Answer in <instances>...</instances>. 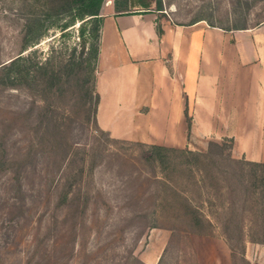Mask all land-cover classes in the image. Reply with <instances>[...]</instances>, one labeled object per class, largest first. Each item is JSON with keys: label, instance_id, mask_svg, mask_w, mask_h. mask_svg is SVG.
Returning <instances> with one entry per match:
<instances>
[{"label": "rangeland", "instance_id": "374dc122", "mask_svg": "<svg viewBox=\"0 0 264 264\" xmlns=\"http://www.w3.org/2000/svg\"><path fill=\"white\" fill-rule=\"evenodd\" d=\"M159 2L161 10L154 9L155 1L151 8L164 20L221 28L228 54L234 52L232 29L264 22V0ZM113 4L114 0H101L100 10L108 11ZM136 7L129 5L128 10ZM70 14H47L35 0H0V63L21 51L26 20L39 15L43 33L24 52L33 49V57L40 59L52 54V60L62 64L61 77L52 86L46 80L42 84L28 80L17 89L0 83V264H258L249 262L244 253L248 241L262 243L253 240L263 234L260 205L249 202L242 211L239 202L228 207L225 197L217 196L216 182L195 184L193 178L202 173L180 164L177 153L160 151L170 162L159 159L150 165L141 153L158 143L115 136L98 125L94 97L83 95L72 62L82 49L80 21L75 19L63 35L58 27ZM86 25L85 49L91 24ZM97 70L96 61L88 85L96 82ZM230 75L228 62L220 86L223 104L231 94ZM41 105L62 125L61 133L52 131L39 142ZM246 111L219 107L217 114L244 117ZM208 126L207 134L193 133V145L186 147L204 151L210 140L225 139L233 156L244 157L231 133L241 135L254 128L258 133L253 136L262 137V145L256 147L264 158L263 123ZM254 140L250 136L248 144ZM25 151L33 155L34 166H26ZM61 171L64 181L56 184ZM191 205L199 213L191 212ZM195 216L201 224L195 223ZM223 244L229 247H214Z\"/></svg>", "mask_w": 264, "mask_h": 264}, {"label": "crops", "instance_id": "0c3cea01", "mask_svg": "<svg viewBox=\"0 0 264 264\" xmlns=\"http://www.w3.org/2000/svg\"><path fill=\"white\" fill-rule=\"evenodd\" d=\"M106 10H100L95 82L96 119L101 128L127 139L189 147L193 133L207 134L208 125L264 124V22L232 29L234 52L228 54L221 28L199 22L179 24L152 10ZM228 62L232 89L223 104L220 86ZM219 107L247 111L244 117H232L218 115ZM250 109L256 110L251 113ZM254 132L258 133L252 128L241 135L231 134H235L240 155L264 161L256 147L262 145V137H254ZM250 136L255 139L251 145ZM245 247L249 262L264 264V243L248 241Z\"/></svg>", "mask_w": 264, "mask_h": 264}, {"label": "trees", "instance_id": "16d2710c", "mask_svg": "<svg viewBox=\"0 0 264 264\" xmlns=\"http://www.w3.org/2000/svg\"><path fill=\"white\" fill-rule=\"evenodd\" d=\"M41 3L47 14L71 12L69 19L65 20L58 27L62 30L61 35L65 33V29L73 25L77 19L79 22L80 36L82 37L81 44L82 49L77 55V59L72 61L77 68L76 76L80 79V86L83 89V95L87 99L94 97L93 113L96 118V110L99 95L96 91L95 83L88 85V73L94 72L95 62L97 61L100 39V24L102 20V14L100 13L101 0H35ZM61 1V2H60ZM155 1V10H161L162 6L159 0H114V5L117 10L123 12H129V5L138 6L135 9L141 11L152 10L151 3ZM134 9V10H135ZM89 16V17H88ZM87 17V18H86ZM39 15H34L26 20L25 33H24V45L20 52L10 57L6 61L0 63V83H5L11 87L17 89L25 81H34L37 84H42L43 80L48 81L49 86H52L54 80H58L61 77L60 69L62 64L58 65L52 60V54L44 56L43 59L36 58L35 50L29 49L27 53L24 52L27 46L34 45L39 40L38 37L43 31H40L41 22L39 21ZM38 26H33V23ZM89 22L88 39H90L87 49H85V31L87 28L86 23ZM36 28V29H34ZM235 28H246V26H238ZM39 29V31H38ZM44 29V28H43ZM156 29L158 33L162 32L160 23H157ZM38 31V33H36ZM37 40V41H36ZM33 55H35L33 57ZM72 58H75L72 55ZM96 60V61H95ZM67 61H70L67 59ZM42 101L45 99L42 97ZM41 109L38 112L39 118V142L42 137H48L53 131L58 134L61 133L60 125L62 122L58 120L57 116L53 117L50 114V109L46 105H41ZM57 147V146H56ZM58 148V147H57ZM64 149V147H62ZM232 145H228L225 139L222 140H210L207 148L203 151H194L189 148L171 147L167 148L164 145L151 144L149 148H146L141 153V158L150 165H154L159 159L164 163H169L170 158L167 159L166 154L163 155L160 151H173L179 155L182 160L180 164H183L189 169H195L202 173L200 178H196L193 182L196 184L198 181H203L207 185L214 180L217 185V196L225 197L228 207L235 208L236 203L239 202V211L246 208L249 202L256 203L264 210V162L254 161L246 159L245 157H235L231 154ZM62 150V149H60ZM30 151V150H29ZM29 165L34 166L32 163V154L25 151ZM67 152H65V155ZM12 156V155H11ZM10 156V157H11ZM14 158L13 156L11 157ZM15 159H20L14 158ZM63 171L57 174L55 180L56 184L64 181ZM82 173V170L80 174ZM210 180V181H209ZM220 183H223L220 185ZM71 185V183L69 184ZM216 188V187H215ZM224 190L223 192H221ZM66 192H64V198H66ZM220 205L224 206V201H220ZM191 212L199 213L194 206H190ZM227 208V207H226ZM196 224H201V219L195 216ZM240 224L239 222H235ZM263 234L258 237H254L253 240L264 243V217L262 218ZM231 247V246H230Z\"/></svg>", "mask_w": 264, "mask_h": 264}]
</instances>
